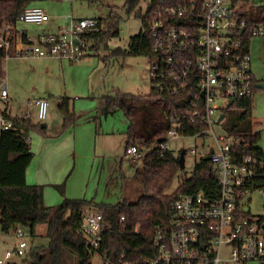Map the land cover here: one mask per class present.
Masks as SVG:
<instances>
[{"label": "built area", "instance_id": "1", "mask_svg": "<svg viewBox=\"0 0 264 264\" xmlns=\"http://www.w3.org/2000/svg\"><path fill=\"white\" fill-rule=\"evenodd\" d=\"M50 20L42 7L32 5L22 11L18 23L41 26ZM98 29L97 18L71 15L56 31L32 40L4 24L0 48L6 59L54 58L74 63L90 49L97 50L87 34ZM149 32L151 89L185 103L166 112L170 126L164 141L131 145L124 155L137 162L155 147L170 149L169 143L180 136L202 137L200 159L211 158L219 188L213 196L203 191L179 195L172 204L169 223L152 227L155 255L143 258L140 264H264V211L253 213L249 207L252 194L259 191L264 209V156L242 155L241 150L250 147L243 138L215 130L235 100L262 89L258 83L264 80L258 81L253 71L250 38L264 37V0H158ZM0 100H9L5 79H0ZM29 104L37 106L41 121L46 119V98ZM190 126L197 127L191 135L186 133ZM8 130L17 131L18 127L0 114V136ZM139 228L137 224L136 232ZM104 229L102 214L88 212L81 233L89 253L99 257L101 264H117L102 251ZM15 234L20 243L0 257V264L25 254L28 243L23 228H17Z\"/></svg>", "mask_w": 264, "mask_h": 264}, {"label": "rangeland", "instance_id": "2", "mask_svg": "<svg viewBox=\"0 0 264 264\" xmlns=\"http://www.w3.org/2000/svg\"><path fill=\"white\" fill-rule=\"evenodd\" d=\"M36 5L62 25L71 15L74 18H103V28L107 33L110 31L108 16L113 12L122 17L117 26L119 33L114 34V28L99 41L97 50L90 49L89 54L77 62H60L54 58L5 59V82L10 91V101L6 103L0 100V112L7 109L11 116L18 117L28 112L34 123L47 125L44 132L36 129L29 132L34 157L27 171L28 184L43 186L46 205L57 206L65 197L116 204L122 198L119 184L121 176L131 181L134 170L127 158H124L120 167L121 157L125 154L128 122L122 110L104 112L105 108L100 105H104L103 96L114 95L117 91L134 95L151 93L150 58L133 55L129 45L130 38L140 34L143 29L141 15L146 13L149 0H139L129 12L126 0H104L98 3L90 0H75L73 3L44 0ZM42 27L19 23L18 31L26 30L35 39ZM13 30L17 32L16 28ZM250 53L256 79L264 80V37L250 38ZM63 93L70 111L76 115L82 114L66 128L63 127V113L59 108ZM39 97L49 101L48 114L43 121L37 116V106L29 104ZM90 113L99 116L97 122L91 117V120L87 119ZM228 119L227 114L222 123L215 124L218 133L230 132ZM252 131L259 132L260 138L255 146L264 152V89L256 90L253 95ZM2 138L1 133V143ZM6 139L3 141L7 143ZM203 143L202 137L192 136H180L169 143L170 149L176 154L182 149L186 150V154L185 167L179 170L167 193L177 189L182 175L192 174L195 163L202 157ZM193 148L197 149L196 153L190 152ZM10 149L15 150L13 145ZM140 160H137L139 166ZM55 184H64L63 193ZM135 186L141 188V183L135 182ZM249 207L253 213H263L259 191L252 194ZM90 211L96 212L94 209ZM23 231L28 243L26 251L30 246L48 245L45 224L38 226L35 237L29 230ZM19 243L14 230L9 233L0 231V257ZM26 257H29V251L23 257L13 256L11 260L18 261ZM93 263L102 262L99 257H95Z\"/></svg>", "mask_w": 264, "mask_h": 264}, {"label": "trees", "instance_id": "3", "mask_svg": "<svg viewBox=\"0 0 264 264\" xmlns=\"http://www.w3.org/2000/svg\"><path fill=\"white\" fill-rule=\"evenodd\" d=\"M41 1L44 0H0V27L9 24L15 29L18 27L22 11ZM90 1L98 3L104 0ZM138 3L139 0H126L127 12ZM157 3L158 0H149L146 13L141 15L142 31L129 40L133 55L149 57L151 53L149 24L156 15ZM121 19L120 15L113 12L108 16L109 32L115 28L114 34L119 33L117 26ZM97 20L98 31L89 32L87 36L99 47V41L109 32L103 28L104 19ZM13 32L15 33L14 30ZM14 46L12 41V51ZM5 59L6 53L0 48V79H5ZM180 99L155 93L151 89L148 95L117 91L114 95L103 96V103L108 110H122L128 119L126 149L131 145H150L164 141L170 126L166 112L173 106L185 103ZM252 103L253 96L237 99L226 110V114L229 115L230 133L243 138L250 145L243 148L241 154H252L260 159L264 152L255 146L260 134L252 131ZM59 108L63 113L64 128L74 124L81 117L80 114L76 115L70 111L65 96L62 97ZM2 114L11 119L18 130L2 132L0 227L5 233L17 228L27 229L35 237L38 226L45 224L49 239L47 246H30L27 250L29 257L18 261L11 260L8 264H94V257L89 253L85 237L81 233L84 218L91 209L101 213L104 219L102 251L117 264H140L143 258L155 255L152 227L169 223L173 214L172 204L179 195L203 191L207 196H213L219 188L211 158L206 157L195 163L190 176H181L179 186L174 192L167 193L166 190L172 186L181 169L178 162L181 151L176 154L172 149L162 150L158 146L141 158V166L135 163L131 181H126L122 175V198L118 203L107 204L65 197L61 204L47 206L43 186L30 185L25 181V170L33 156L29 132L35 129L44 132L46 127L25 116H11L7 109ZM196 131L197 127L190 126L186 133L191 135ZM4 138H7V143L3 141ZM11 145L15 148L14 151L10 149ZM135 182L141 183V188H137ZM54 186L63 193L64 184ZM122 217H125L124 221L121 220ZM137 224H140L138 232Z\"/></svg>", "mask_w": 264, "mask_h": 264}, {"label": "crops", "instance_id": "4", "mask_svg": "<svg viewBox=\"0 0 264 264\" xmlns=\"http://www.w3.org/2000/svg\"><path fill=\"white\" fill-rule=\"evenodd\" d=\"M41 26H43L42 28H41V31L35 36V39H34V37L32 36H29V32H27L26 30H22L23 32H21V31H18L19 29H18V27H16V30L18 31V35H27L29 38H31L32 40H36L37 39V37H38V35L39 34H41V33H45V32H47V33H49V32H54V31H56L57 30V28L58 27H60V26H62V24L61 23H59V22H57L56 21V19H54V18H51V20L50 21H48V22H46V23H44L43 25H41ZM41 59H47V58H41ZM52 59V58H51ZM50 59V60H51ZM53 61H54V59H53ZM50 62H52V61H50ZM55 62H57L56 60H55ZM60 62H62V61H60ZM9 89V88H8ZM39 98H42V97H39ZM37 99V98H36ZM4 101V100H3ZM9 101H10V91H9V100H8V102H6V103H9ZM101 107H104L105 109H104V112H110V110H108L104 105H100ZM5 110V109H4ZM3 110V111H4ZM1 114L3 113V112H0ZM28 113V112H27ZM26 113V114H27ZM10 114V113H9ZM25 114V115H26ZM24 115V116H25ZM80 115H82V114H80ZM24 116H22V117H24ZM38 116V115H37ZM92 118V120L93 121H96L97 122V120L99 119V116L98 115H92V113H90L88 116H87V119L88 120H91V118ZM126 117V116H125ZM90 118V119H89ZM31 119H32V117H31ZM127 120V122H128V125L127 126H129V121H128V119H126ZM44 125V126H43ZM42 126L43 127H47V125L45 124V123H43L42 124ZM128 128V127H127ZM126 133V132H125ZM124 133V134H125ZM126 135V134H125ZM1 143V142H0ZM125 147H126V139H125ZM33 154V153H32ZM33 157H34V155L32 156V159H31V161H30V163H29V165H28V167L26 168V170H25V181L27 182V171H28V169H29V167H30V165H31V163H32V161H33ZM124 158H126L125 157V155H123L122 157H121V160H120V167H121V165H122V163H123V160H124ZM128 159V158H127ZM129 162H130V164L131 165H133V169H134V165H135V163L136 162H131L130 160H128ZM120 174H121V172H120ZM119 184L120 185H122V176H121V178H120V180H119ZM55 185H57V184H55ZM48 206V205H47ZM14 233H15V230H14ZM16 235V234H15ZM17 237V236H16ZM18 238V237H17Z\"/></svg>", "mask_w": 264, "mask_h": 264}, {"label": "water", "instance_id": "5", "mask_svg": "<svg viewBox=\"0 0 264 264\" xmlns=\"http://www.w3.org/2000/svg\"><path fill=\"white\" fill-rule=\"evenodd\" d=\"M258 86L260 88L264 89V82L258 83ZM63 97H64V93H63ZM223 117H224V115L221 116V118H223ZM185 154H186V150L182 149L181 152H180L179 159H178V162H179L181 168L185 167Z\"/></svg>", "mask_w": 264, "mask_h": 264}]
</instances>
